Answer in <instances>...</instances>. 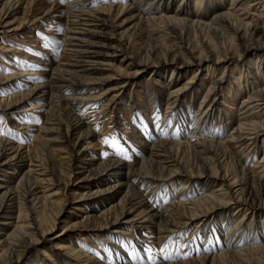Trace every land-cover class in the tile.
Segmentation results:
<instances>
[{"label":"bare ground","instance_id":"obj_1","mask_svg":"<svg viewBox=\"0 0 264 264\" xmlns=\"http://www.w3.org/2000/svg\"><path fill=\"white\" fill-rule=\"evenodd\" d=\"M226 1L200 0L195 4L196 14L186 17L185 13H193L192 0H179L177 7L176 0H0V28L16 24L5 34L31 23L49 28L58 23L59 33L65 27L63 54L51 70L39 67L34 73L26 68L0 76L2 82L50 71L45 84L22 89L9 86L13 91L0 98V120H6L13 109L17 115L11 122L27 111H37L43 120L40 127L14 124L21 132L36 129L31 142L26 137L12 139L10 125L0 128V221L14 218L5 225L0 222V233L5 226H13L10 234L0 235V262L13 264L26 258L46 264L36 257L35 247L61 221L62 205L71 197L104 198V193L114 192L100 201L104 207L99 214L85 215L89 222L67 225L65 230L80 232L71 244H65L70 239L62 233L55 237L64 240L58 246L65 251L64 259L73 264H100L94 253L104 255L110 248L113 255L127 254L118 264H149L141 257L144 239L150 242L147 246L159 251L157 264H264V175H260L264 152L256 163L238 156L242 152L248 155L264 142V0H229V9L224 7ZM32 38L39 45V38ZM0 47V53L14 50ZM244 55H256V64L260 63L250 76L244 75V81L239 78L235 97L223 96L224 102H217L223 80L203 93L193 87L197 74L181 82V76L190 72L185 69L194 65L212 75L221 73L219 79L223 78L227 64ZM149 70L160 71L162 77L170 72L166 77L169 92L160 97L158 83L150 84L144 78L139 85L144 84L141 98L147 102L141 112L156 120L161 106L163 123L171 130L185 125L191 131L157 132L149 142L141 143L144 154H136L133 162L114 149L103 156L87 151L88 140L97 138V143L105 144L108 133L120 124L116 109L122 104V94ZM27 79L25 84H30L32 78ZM111 81L116 82L112 88ZM249 81L256 83L250 91ZM111 90L118 94L104 102ZM36 95L42 101L16 108ZM98 103L101 110L94 114L88 108ZM133 108L125 109L128 120ZM102 119L100 126L98 120ZM215 119L223 121L225 130L229 127L227 134L208 130ZM133 121L132 135L139 142L144 127L148 130L150 126L144 119ZM76 176L78 182L92 178V184L110 181V185L79 193L83 185L74 188ZM118 189L123 195L116 202L113 197ZM11 209L17 211L15 217L9 214ZM195 222L203 229L197 233L204 232V236L193 238L195 248L185 238L183 252L175 253V240ZM89 230L97 237L96 233L85 234ZM94 235L99 242L95 248L89 243ZM129 246L132 253H126Z\"/></svg>","mask_w":264,"mask_h":264},{"label":"rangeland","instance_id":"obj_2","mask_svg":"<svg viewBox=\"0 0 264 264\" xmlns=\"http://www.w3.org/2000/svg\"><path fill=\"white\" fill-rule=\"evenodd\" d=\"M176 1H177V3L175 4V7H177V5L179 3V0H176ZM199 1L200 0H192L194 7H191L190 9L192 10V12L194 14L187 12V13H185L186 17H193V15L196 14L194 12L195 4L198 3ZM224 7L227 9L231 8L229 0H227L224 3ZM257 10L259 11V10H261V8H258ZM253 14H254V12H252L251 15L253 16ZM133 24H134V22H132V24H130L129 27L133 26ZM263 24H264V19H263ZM15 26H16V24H14L13 26L6 28V29L0 28V44L3 47H6V49H14V50H11L8 52L4 51L3 53H0V59L2 60V61L0 60V76H9V75L15 74L17 70L26 69V68H27V70H31L35 73V71L37 72L39 70V67L43 68L42 70H44L47 67L48 68L54 67L59 62V60L62 57L63 50H64V43L65 42L63 39L64 36H62V34L64 33L63 31L65 30L64 29L65 27L62 28V33H59L58 23H54V26H52L50 28L48 25H45V24L43 25V27H41V25L37 26V24L32 25V23H31L30 25L23 26V29H21L17 32H11V33L5 34V32L7 30L14 28ZM2 31L4 34L2 33ZM39 31H41L42 33L40 32V34H39ZM35 33H38V34H35ZM32 35H36L39 38V40H40L39 45L33 44ZM58 36H60V37H58ZM0 49H1V47H0ZM16 50L28 53L29 56H36L37 58L39 57V59H41V60L34 61L30 57L23 56L22 54H20ZM118 60H121V58H118ZM40 61L42 64H40ZM256 61H257L256 55H254L252 57L244 55L243 57H240V59H238L236 62H232L230 64H227L229 69H228L227 73L224 75V77L220 78V79H219V77L222 76L223 74L216 73V74L212 75V73L209 72L208 70L202 71L194 65L190 68L188 67L185 69V70L189 69L188 71H190V72H187L186 75L181 76V82H186L193 75L197 74L196 75L197 78L194 80L193 87L195 88V91H198L200 89L201 93H203L207 90L209 85H212L215 81L220 82L219 80H223L224 81L223 89H222V91L219 92V98H218L217 102H219V101L224 102L223 96L224 97L226 96L227 97L226 99H230L231 97H233L235 95V92H237L236 85H239V78H241V76H242V79L244 81V77L246 75L250 76L249 73L253 72V70L255 69V65L257 67V64L260 63V61H259L256 64ZM117 65H119V64H117ZM220 65H222V64H220ZM227 65H224V67ZM49 72L50 71L48 70L43 75H38V74L35 75L34 74V75L30 76V75L26 74V76H23L21 78H13L14 80L12 79L10 81L0 82V98H4L5 96H8V93H10L8 91H13L11 89L8 90L9 86H11V87L19 86L18 88L22 89L24 87L25 88H31L34 85L45 84L46 82H48L47 77L50 75ZM169 75H170L169 71H166V76L162 77L160 74V71L151 73L149 70V71H147V73L144 74V76H142L141 78L138 79L137 85H134V86L130 85V87L128 86V90H126L122 94L124 97L123 100L121 101L122 104H120L118 106V108L116 109V115H120L117 123L118 124L120 123V124L114 126V128L111 129L112 134H110V132L108 133V135L106 137L107 142H105V140H106V138H105V140H104L105 144L103 143L104 145H101V143H97L98 142L97 138H94L95 140L92 139V141L88 140L86 142V144H87V146H89L88 147L89 150H87V151L97 152V153H101V155L102 154L105 155V152L108 151V149H114L117 153L126 156L128 158L127 160L129 162H133L136 154H138V156L144 154V150L141 147V145H142L141 143L149 142L151 139H153L156 136L157 132L161 133V134H165V133H170V132L173 133V131H177V132L179 131L181 133L183 132L186 134L187 132L191 131V128H189L188 126L186 127L185 125H183L179 129L176 128L175 130H171L169 124L166 125L163 123V117L162 116H163L164 109L161 106L159 107V110H158L159 118L158 119L156 118V120H155V118L151 117L152 115L151 116L148 114L144 115L147 112H145V113L141 112V109H142L141 107L144 106L147 101H146V99L143 98V100H142V98H141L143 96V93L141 90H142V88H144V84L139 85V83L145 82V80L143 81L144 78L149 80L150 84L157 82L158 85L156 86V88L162 93V94H160V97H165L169 92V90H168L169 79H166V77L168 78ZM27 78H32L30 80L31 81L30 84H25L26 81H28ZM115 83H116L115 81H111L110 82V88H112L115 85ZM26 85H27V87H26ZM247 85L249 86V91L256 87L255 86L256 83H253V82L251 83V81H249V83H247ZM139 86H140V88H139ZM105 87L103 89H101L98 93L105 91L109 87V85L105 86ZM88 89H89V87H88ZM228 91H229V94H228ZM115 94H118V90H111L110 94H108V96H107L106 100H104V102L105 101L107 102V100H110L111 98H113V95H115ZM131 95H133L132 101L130 99ZM36 97H37V95L33 96L32 97L33 99L32 98L27 99L25 102L16 106V108H18V107L26 108V107L37 104L39 101H42V98L37 99ZM227 103L225 104V106H228ZM101 105H102L101 103H98L97 105H94L88 109H90V111H93L95 114L101 110V107H102ZM131 107H134V108L132 110V113L130 114V117H129L130 119L128 120L127 114H126L127 110H125V109H129ZM221 107L223 108L224 106L221 105ZM197 109H198V105L194 106V110H193L192 114H194ZM15 111H16V109L11 110L8 113V117L6 118V120L3 118L0 120V128H5V125L6 126L10 125L11 127L9 129H10L11 133L9 134V136L12 139L17 140L18 138L26 137L28 139V141L30 140V142H31V140L35 137L36 129H33L30 132H28L29 129L25 130L24 132L23 131L21 132L18 128L15 127L14 124L16 123V121H18L19 124H23V123L27 122L29 124L33 123L32 125L40 127L43 123L42 117L37 113V111H35L36 113L34 111H32L31 113H30V111H27L23 114H19L18 116L20 118L16 117V121L11 122L10 121L11 118L14 117L15 115H17V114H13ZM111 111H109L108 117L111 116V113H110ZM234 112L235 113H234L233 117L236 118L237 112L236 111H234ZM134 118L144 119L146 124L150 126V128L148 130H146V127H144L145 130H142V137L140 138L139 142H136V140H135V136H137V135L136 134L134 136L132 135L133 130H132V127L130 126V121L132 122ZM152 119H154V120L152 121ZM184 123H186V122H184ZM98 124L100 126H102L103 125V119L98 120ZM134 124L135 123L133 121V125ZM222 124H223V121L221 122L220 120L215 119L212 121V124L208 126V130L227 134L229 131L228 130L229 127H227V130H225L221 126ZM151 127H153V128H151ZM163 127H164V129H163ZM141 129H143V125H142ZM139 131H140V129H139ZM6 136H8V134ZM261 142L258 144V148L255 151H252V152L249 151L248 155H246L244 152H242L238 156L239 157H247L253 163L258 162V160L261 157V154L264 152V148H263L264 142H262L263 144ZM91 146H93V147L90 148ZM102 146L105 147L104 151L99 150L100 147H102ZM237 150L238 149H236V151ZM251 150H253V147ZM17 164H19V163H17ZM88 164H90V163H88ZM2 175H4V172ZM260 175H264V172H261ZM79 176L80 175H78V177ZM78 177L76 176V178L73 179V182L75 183V185H77L76 187L74 186L75 189H77V187L79 185H83V188L82 189L80 188L79 193H83V194L85 192L86 193L87 192L92 193L93 191H96V189L103 190V189H106L108 187V185H110V181H108L106 183L92 184L95 182V180L92 178L82 179L80 182H78ZM115 180H116V178H114L112 181H115ZM178 189L176 188L175 190L177 191ZM118 191H119V194H117L113 197L114 201H116V202L123 195L122 189H118ZM113 193L114 192H110L108 194L104 193L103 196H104V198L105 197L110 198V196L113 195ZM23 195H24V192L20 191L19 196L23 197ZM104 198L87 195L86 198L82 197L79 199H77L75 197H71L67 204L64 203L62 205L63 206L62 208L64 210L62 209L63 211L61 214V221L56 225L55 229L47 235L46 239L42 240V242H40L39 244L36 245V247H35V249L37 250V252H36L37 256L36 257H39V260H44L46 264L47 263L48 264H73V263L69 262L67 259L63 258L62 254L65 251H60L58 249V246H60L59 244H63V241H64V240H62L63 238L61 239V238H55V237L62 233L64 235V237L66 235V237H68V239H70V242H69V240L67 242V239H66L65 244H71L72 243L71 241H73V239L76 236L80 235V232H79V230L73 231L71 228L69 230H65L67 228V225L70 222L71 223H78V222H82V221L85 223L89 222L90 220L89 221L86 220L85 217L87 215L88 216H92V215L94 216L95 214L96 215L99 214V212H101L102 208L104 207V204H102L100 201ZM159 205H161V202H159ZM58 208H59V206L56 207V210H55L56 212L57 211L59 212ZM60 208H61V206H60ZM9 214H11L13 217H15L17 215V211H15V209H11V210H9ZM84 220H86L87 222ZM13 221H14V218L13 219L4 218L0 222H1V225H3V224L5 225L6 222L10 223ZM92 224H93V222L89 223L88 225H92ZM196 225H197V222L190 225L182 234H180V237L175 240V241H178L177 242L178 244H176L175 249H174L175 253L183 252L181 243L187 237L190 238V240L192 241V242H190V244L191 245L194 244L193 248L196 247L197 243H195L193 241V238L198 236V234H199V233H197L198 229L203 230L202 228H199L198 226L196 227ZM12 227L13 226H10L7 228L5 226L4 227L5 230L4 231L2 230L0 235L10 234L12 231V229H10V228H12ZM124 231H125V229H124ZM128 231L130 232L131 230H128ZM87 233L92 235V233H96V232L89 230L85 234H87ZM95 235L97 237V233ZM95 235H94V237L92 236L93 240H91L89 242L90 245L94 246V248L99 243L97 241V238H95ZM199 236L203 237L204 232L200 233ZM138 237L140 238L139 240L137 239V242L139 243V241L141 240V234H139ZM222 237H224V236H222ZM142 241H143V243H145L144 244L145 247H144V250H142L143 252L141 254V257H143V259H145V260H148L149 264H157L159 262V251L155 250V248L153 246H150V247H149V245L147 246L146 245L147 243L150 244V242H148L147 240L142 239ZM91 248L94 249L93 247H91ZM108 250H106L104 252V255L99 253L100 251L94 253L97 260L99 262H101L100 264H118L117 263L118 259H123V258L127 257V254H123V253L122 254L118 253L117 255H115V254L113 255L110 253V251H112V250L110 248ZM130 252L132 253V250H131V247L129 246L128 248H126V253H130ZM35 259H37V258H35ZM134 259H137V258L134 257ZM0 264H6V262L2 261V262H0ZM13 264H34V261H31L30 259L23 258V259L14 260ZM39 264H41V262ZM81 264H87V261H84Z\"/></svg>","mask_w":264,"mask_h":264},{"label":"snow or ice","instance_id":"obj_3","mask_svg":"<svg viewBox=\"0 0 264 264\" xmlns=\"http://www.w3.org/2000/svg\"><path fill=\"white\" fill-rule=\"evenodd\" d=\"M105 142H107V138H106ZM166 258H169V257H166Z\"/></svg>","mask_w":264,"mask_h":264}]
</instances>
